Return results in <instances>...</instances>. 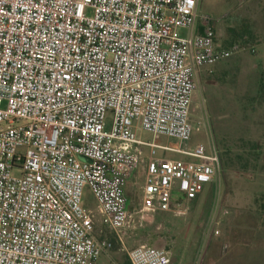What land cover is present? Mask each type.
<instances>
[{"label":"built area","instance_id":"2783aa9c","mask_svg":"<svg viewBox=\"0 0 264 264\" xmlns=\"http://www.w3.org/2000/svg\"><path fill=\"white\" fill-rule=\"evenodd\" d=\"M200 1L0 0V264H108L149 213L220 177L215 144L189 146L192 110L233 49ZM126 253L172 263L166 246Z\"/></svg>","mask_w":264,"mask_h":264},{"label":"rangeland","instance_id":"374dc122","mask_svg":"<svg viewBox=\"0 0 264 264\" xmlns=\"http://www.w3.org/2000/svg\"><path fill=\"white\" fill-rule=\"evenodd\" d=\"M200 9L220 18L218 42L224 46L237 40L233 54L201 76L192 110L195 132L189 146L215 144L221 174L196 200L174 205L180 214L149 213L128 230L125 248L166 246L171 264H264V0H201ZM126 194L135 209L133 181ZM174 197L183 200L179 193ZM84 200L96 208L88 188ZM126 249L117 244L108 264H130Z\"/></svg>","mask_w":264,"mask_h":264},{"label":"trees","instance_id":"16d2710c","mask_svg":"<svg viewBox=\"0 0 264 264\" xmlns=\"http://www.w3.org/2000/svg\"><path fill=\"white\" fill-rule=\"evenodd\" d=\"M247 36H245V38H243V40H246L247 38H246ZM237 44V40L233 43V42H229V44L228 45H222L223 47H227L228 46V48H234V45H236ZM196 200V199H195ZM194 201V200H193Z\"/></svg>","mask_w":264,"mask_h":264}]
</instances>
